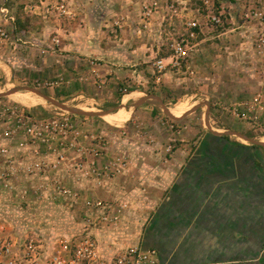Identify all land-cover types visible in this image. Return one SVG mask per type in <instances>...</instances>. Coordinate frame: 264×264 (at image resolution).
<instances>
[{"label":"rangeland","instance_id":"rangeland-1","mask_svg":"<svg viewBox=\"0 0 264 264\" xmlns=\"http://www.w3.org/2000/svg\"><path fill=\"white\" fill-rule=\"evenodd\" d=\"M166 1L157 0V9L144 17V3L151 0H0L1 7L7 6L0 8V28L10 35L0 42V94L16 90L0 101H14L36 114L58 108L39 98L36 89L69 107L104 114L75 117L93 132H103L108 158L116 163L124 159V173H148L149 161L165 162L191 128L200 129L198 135L237 132L264 142V132L230 112L232 104L264 92V59L251 50L264 23L246 17L251 7L264 14V0H214L223 24L203 25L193 41L189 68L158 74L152 63L166 53L168 39L185 33L188 18L202 21L208 11L202 0H171L174 14ZM11 11L14 17L8 20L14 24L9 28L2 18ZM15 92L40 101L22 103ZM142 98L144 103L135 107ZM186 106L185 113L174 117L163 110ZM152 151L156 160L150 159ZM120 182L125 189L136 183ZM86 183L83 179V190ZM58 217L63 220L60 230H67L68 212L54 210L52 219Z\"/></svg>","mask_w":264,"mask_h":264},{"label":"built area","instance_id":"built-area-1","mask_svg":"<svg viewBox=\"0 0 264 264\" xmlns=\"http://www.w3.org/2000/svg\"><path fill=\"white\" fill-rule=\"evenodd\" d=\"M202 3L208 8L202 21L188 18L185 33L168 39L166 53L153 61L158 74L189 68L197 44L193 41L203 25L223 24L222 13L213 9L214 0ZM157 4V0L144 3L143 16H150ZM166 7L177 14L173 1L167 0ZM259 10L251 7L246 17L264 23ZM9 36L0 28V42ZM251 50L264 59V31L255 32ZM231 106L234 118L264 132L263 91ZM27 108L0 101V264H158L153 248L127 246L108 255L101 250L97 230L116 227L126 207L90 197L82 188L83 179L99 181L102 175L120 173L125 165L124 159L118 163L103 160L107 157L103 132L79 124L67 110L54 108L36 114ZM57 209L68 212L70 219L64 224H73L72 229L60 230L63 220L52 219Z\"/></svg>","mask_w":264,"mask_h":264},{"label":"crops","instance_id":"crops-1","mask_svg":"<svg viewBox=\"0 0 264 264\" xmlns=\"http://www.w3.org/2000/svg\"><path fill=\"white\" fill-rule=\"evenodd\" d=\"M4 16L10 28L12 11ZM15 93L32 100L29 93ZM199 132L186 130L165 162L149 161L148 173L120 172L86 183L88 196L126 206L116 227L96 232L105 254L131 245L155 249L158 264H264L262 147ZM106 148L103 160L108 141ZM132 179L131 189L120 182Z\"/></svg>","mask_w":264,"mask_h":264},{"label":"water","instance_id":"water-1","mask_svg":"<svg viewBox=\"0 0 264 264\" xmlns=\"http://www.w3.org/2000/svg\"><path fill=\"white\" fill-rule=\"evenodd\" d=\"M13 91H16V90H13ZM13 91H9V92H6V93H1L0 96H4V95H7V94H10V93H12ZM33 91H34L37 95L44 97V98H45L47 101H49V103H51L53 106H56V107H58V108H60V109H63V110H67V111L70 112V113L77 114V115H89V116H94V115H104V114H102V113H98V112H97V113H96V112H87V111H84V110H82V109H80V108H77V107H69V106H67V105L64 104V103H61V102H59V101H57V100L51 99L50 97H47V96L43 95L40 91H38V90H36V89H34ZM153 98H155V97L153 96ZM155 99H156V98H155ZM144 101H145V98H142V99L138 100L137 102H135V107H138L139 105H141L142 103H144ZM194 109H195V108H194ZM194 109H193V110H194ZM163 110L165 111V113L170 114L169 111H168V109H166V108L163 107ZM172 117H174V116H172ZM221 135H237L238 137H240V138H242V139H245V140L249 141V142L252 143V144H256V145L264 146V142H262V141H258V140H254V139H250L249 137H247L246 135H243V134H241V133H237V132H228V133H223V134H221Z\"/></svg>","mask_w":264,"mask_h":264},{"label":"bare ground","instance_id":"bare-ground-1","mask_svg":"<svg viewBox=\"0 0 264 264\" xmlns=\"http://www.w3.org/2000/svg\"><path fill=\"white\" fill-rule=\"evenodd\" d=\"M31 92V91H30ZM133 92L129 93V94H132ZM38 96V95H37ZM15 97L22 103H28V102H31V103H34V101H40V99H37V100H34L32 101L33 99H35V97L33 96L32 97V100L31 101H28V100H23L22 98L19 97V95L15 94ZM39 98H41L40 96H38ZM42 99V98H41ZM44 101V100H43ZM189 109V106H186V107H181V108H175V107H172V108H169V112L172 116H176V115H179V114H183L185 113L187 110Z\"/></svg>","mask_w":264,"mask_h":264},{"label":"trees","instance_id":"trees-1","mask_svg":"<svg viewBox=\"0 0 264 264\" xmlns=\"http://www.w3.org/2000/svg\"><path fill=\"white\" fill-rule=\"evenodd\" d=\"M16 20V19H15ZM15 22V21H14ZM160 56H162V55H160ZM222 136V138H225V139H227L228 138V136H226V135H221ZM253 147H262L261 145H255V144H251Z\"/></svg>","mask_w":264,"mask_h":264}]
</instances>
